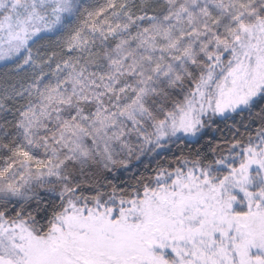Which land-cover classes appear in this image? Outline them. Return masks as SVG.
I'll return each instance as SVG.
<instances>
[{
	"label": "snow or ice",
	"instance_id": "snow-or-ice-1",
	"mask_svg": "<svg viewBox=\"0 0 264 264\" xmlns=\"http://www.w3.org/2000/svg\"><path fill=\"white\" fill-rule=\"evenodd\" d=\"M0 62V264H264V0H0Z\"/></svg>",
	"mask_w": 264,
	"mask_h": 264
},
{
	"label": "trees",
	"instance_id": "trees-1",
	"mask_svg": "<svg viewBox=\"0 0 264 264\" xmlns=\"http://www.w3.org/2000/svg\"><path fill=\"white\" fill-rule=\"evenodd\" d=\"M3 67V62L0 63V69H2ZM219 127L221 128H224V125L223 124H219ZM206 132H208V136L205 137V139H209V138H217V141L220 137V133L218 132H211L210 130H205ZM225 135H230L229 131L227 128H225ZM193 146H196L197 142L194 140V141H190ZM203 141H201L202 143ZM178 151L173 148L172 152L168 154V159H171L172 158V155H178ZM144 162H147V159L144 160ZM152 164L154 165L155 164V161H152ZM139 171H143V165L141 162H136L135 163V167L132 168V169H129L127 171L125 170H120L116 173V176L115 178H113L111 175H109V179H113V182L115 183H120L121 181H124V182H127L130 180V178L136 174H139ZM123 186V185H121Z\"/></svg>",
	"mask_w": 264,
	"mask_h": 264
},
{
	"label": "rangeland",
	"instance_id": "rangeland-1",
	"mask_svg": "<svg viewBox=\"0 0 264 264\" xmlns=\"http://www.w3.org/2000/svg\"><path fill=\"white\" fill-rule=\"evenodd\" d=\"M0 63H2V62H0ZM190 141H194V140H190Z\"/></svg>",
	"mask_w": 264,
	"mask_h": 264
}]
</instances>
